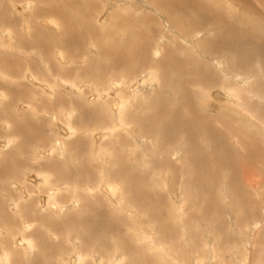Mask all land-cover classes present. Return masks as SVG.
I'll list each match as a JSON object with an SVG mask.
<instances>
[{"label":"rangeland","instance_id":"1","mask_svg":"<svg viewBox=\"0 0 264 264\" xmlns=\"http://www.w3.org/2000/svg\"><path fill=\"white\" fill-rule=\"evenodd\" d=\"M176 1L178 0H165L164 2L167 5L170 4V9H167L159 5L156 0H0V54L11 51L7 45L8 38L6 33L3 32L1 35V31L6 29L11 30V35L15 36V38L21 32L23 33L25 31V34L22 35L24 41L21 42L24 43V46L31 44L29 47H24L23 44L18 46L14 42L15 49L18 46L19 50L26 48L24 49L26 51L12 49L13 54L8 53V55L11 56L14 64L8 55L7 59L9 58L10 60L8 59L7 61L13 64L12 68H15H13L14 73L10 75L11 77H7L8 80H3L0 75V216L2 215L0 217V264L4 262L5 264H28L29 262H32L29 264H73L74 259L71 255L73 256L75 251L76 254H83L82 264H264V171H260V169L264 170L262 159H256L254 157V161L250 163V167L253 169L250 174L254 176H252V179L248 177L249 181L244 179L242 173L240 174L241 168L234 169V174L228 173L225 168H220L218 169L219 173H216L217 169L213 174L211 173L212 176L215 174L217 178L215 176L213 177L214 182L212 181L210 189L208 186H206V188L208 187L207 189L205 187L202 188L196 182V179L193 178L194 173L191 170L192 159H181L180 151L182 150L179 149V151L178 148L183 147L178 144V141H168L163 136L169 129L164 130L163 135L160 134L157 137L155 135L154 140L152 137L147 138L144 135H140L143 133V129H139L136 125L138 123V117H140L138 115L140 112L136 114V120H133L135 125L127 123V116L130 118V114L139 109L135 106L141 100H145L143 97L151 98L153 104L160 106L161 102L158 97L161 95L164 96V108L160 124L163 121L165 122V120L166 122L160 127H167L169 125L172 113H176V110L177 112L181 111L183 114L185 112L187 114V108L191 107L197 111L200 109L198 113H201L203 116H213V118L216 116V119H220L215 122L218 135L226 143L228 142L229 146L235 143L234 141L236 140L238 143L236 142L235 144L238 145L235 146V149L240 154L246 150L248 144H252L258 150L264 149V123L255 115L244 119L247 117L245 115H248L249 112L242 105L246 101L249 102L251 100V103H255V106L258 105L259 108L261 106V110L264 112V86L263 88L262 86L259 88L257 85L260 79H264V71H262V61H264V55L262 54V52L264 53V0H197L201 4L196 0H179L183 2L181 5H178ZM27 2L29 3V8L26 10L22 9ZM183 5H188V7L182 10L180 7ZM54 6L57 8H54ZM195 6H198L199 9L202 8L200 10L203 12L195 13ZM55 9L57 10L54 11ZM62 10L65 12L63 17L72 24L73 30L65 31V25L62 26L63 24L61 25L58 22L62 19L59 15ZM23 13H25L27 18L23 17ZM213 15H216L219 22H228L226 25L232 27L234 32L233 30L231 32L228 31L226 26L220 29L221 32H216L217 34L210 33L211 31L209 32L207 27L203 29L204 23L208 21L206 17L210 18ZM176 16L180 21L185 23V27L188 29L187 31L174 24L173 19ZM1 17L9 18L10 22H2ZM196 17H199V19ZM45 18L51 21L53 19L56 22H53L51 25L48 23L54 31L51 28L49 29V26H47L48 28L45 25V28L42 27V24L49 22ZM21 22L22 24L23 22L28 23L27 30H25L26 28L24 26H21ZM41 22L43 23L41 24ZM190 22L191 24L194 23L193 27L191 24V26L188 25ZM190 28L192 29L190 30ZM58 31L59 34L55 33ZM77 31L86 34H80L81 37L77 39ZM220 33H223L224 36L220 35ZM129 34H131L130 37ZM45 35L49 36L55 42L53 43L52 41V45L50 48L45 49L46 51L43 50V46L41 45L35 48V37L42 44ZM207 39L219 40L226 49L217 47L215 54L207 55L198 46V42ZM99 41L102 44L101 47H106V50H109L111 55H119L117 53L118 48L120 49L125 43H136L134 44V50L136 51H132L137 57L132 67L134 70L126 69V63H123L125 66L121 64L115 65L110 56L101 54L100 48L96 45ZM252 42L256 45L261 43L262 47L261 44L258 45L259 47L252 45ZM257 42L259 43L257 44ZM235 44L238 46L236 47ZM114 45L116 46L114 47ZM245 45L251 50H248L251 52L250 56L248 51L246 52L248 53L246 56H242L244 54L242 51L246 49ZM191 46L197 50H192ZM145 49V58L148 62L141 63V53H144ZM98 50H100L99 54ZM170 50L173 53H177V57L182 61L189 58H193L195 61L197 60L203 67L209 68V71L212 70L215 75V78L207 80V87L199 89L191 83L188 84V88H190L192 93L190 95V97L192 96L191 105L187 102V96L181 97L183 95L180 92L181 84L176 78H171L168 81V83L173 85L171 89L168 83L162 80L165 71H162L161 67L156 68L158 71L160 70L159 72L155 68L154 71L149 66L151 65L150 61H159L161 59L165 62L168 60L166 56ZM155 51L157 54L154 53ZM58 53L61 56H58ZM231 55L232 57H230ZM213 58L215 60H221L222 67L221 65L217 66L213 62ZM92 59L95 61H92ZM239 61H241L240 65H238ZM93 65L95 68H99V65L102 66L101 68L103 70L99 71L100 73L102 72V79L98 78V73L95 76L92 75L91 72L97 71ZM147 69L150 71L153 70L152 72H155L154 76L158 75L157 79L155 77L156 83H154V87L148 86L149 84L146 79L145 84L139 86L140 89L138 88L139 93L137 97L130 98V95L125 94L127 97L129 96L125 98L123 91H127V88H130L134 81H137L136 83L139 84L143 77L144 79L147 78L146 76L149 72ZM236 70L239 74L248 77V80L243 81L239 77H235ZM42 79L44 80L42 81ZM158 79L161 80L159 81ZM205 79H207V76ZM113 80H116L115 82L122 80L123 82V85L121 84L117 88L118 91L116 93V87L114 88L112 86ZM58 81L62 84L58 83ZM68 81L72 84L68 83ZM158 83L159 85L157 86ZM152 87L153 92L151 90ZM257 87L260 91L257 90ZM98 89L99 91L102 89V91L97 97L96 92ZM120 89L122 94L119 91ZM218 89L238 90L237 99L231 96L229 97V95L225 101L213 99L210 94L212 91ZM250 91L254 93H250ZM175 93L177 94L175 95ZM249 94L252 95L249 96ZM111 98L112 100L115 98L119 102L125 100L126 104L123 106L124 111H122L121 116H117L118 112H116L115 105H112L114 100L111 101ZM243 101L244 103H242ZM99 107L102 108L100 109ZM231 108H234L238 113L235 114ZM243 109H246V111ZM89 111L93 112L94 117L92 121ZM239 118L243 121L236 124ZM78 119L80 120L78 121ZM122 120L125 121V124ZM218 122L223 124L227 123L221 125ZM114 125L116 127H113ZM61 127L73 130H70L71 132L68 130V133L63 134L60 131ZM230 128H232V131L238 129L242 136L239 137L238 131L236 132V136ZM28 132L31 134V137ZM230 134L233 136H230ZM246 138L247 141L245 140ZM145 139H149L147 140L148 142ZM253 139L255 140L253 141ZM29 140H32L33 143L31 141L29 142ZM144 140L145 142H143ZM23 142L25 144L26 142L29 143L25 146ZM57 144L58 146H56ZM203 144L202 146L208 149L207 144ZM27 146L29 150H27ZM172 148H175L176 153ZM217 148L225 150L224 144L221 148L219 143ZM116 149L119 150L118 152H120L121 157L125 158L126 165L134 167L135 172L131 175L132 179H128V181L120 178V175L117 174V171L120 169L119 162L121 160L119 161L116 158ZM12 151L14 158L11 156ZM227 154L229 155V153ZM170 155H173L172 158ZM112 156H115L114 159L116 158V161L113 160L115 161L114 163ZM15 159L17 164H15ZM166 159L168 160L166 161ZM110 161L112 162L110 163ZM14 164L16 167H14ZM49 164L51 165L49 166ZM1 165L4 167H2V170ZM81 166L83 167L82 171ZM259 167L262 168L259 169ZM67 172L68 176L65 174ZM108 172H111L112 175ZM61 173L65 175L62 177L60 175L59 177ZM160 173L162 176H158ZM44 174L48 178L46 176L44 177ZM227 174L232 177L229 179ZM40 175L46 180L48 179V182L45 183L46 180L43 182V178ZM103 182L109 186L115 185L116 188L118 187L117 191L116 189L113 191L114 196L112 195V199L110 200L108 199L109 197L102 194L103 192L98 191L105 184ZM125 183H128V185ZM123 184L125 186L124 189L122 188L124 187ZM132 184L136 186H132ZM131 188H135L134 192ZM72 191L77 193L74 192L72 195ZM48 192H51L53 195L52 197H47V199L46 196H49ZM120 192H122L120 194L121 196L118 195ZM8 198L13 199L11 200L12 203L9 202L10 200H7ZM114 199L115 202L113 201ZM45 200L46 202L49 200L50 202L63 205L55 207V209L58 208L56 213L53 207L41 206L43 203H46ZM16 201H19V203ZM13 204H18V206H13ZM19 204L22 205L19 206ZM23 204L28 205L23 206ZM70 205L72 206L70 207ZM73 205L76 207H73ZM28 206L31 207L28 208ZM26 207L28 210L25 209L22 211V208ZM14 211H19L20 213H15ZM91 211L92 214L90 213ZM55 213L56 215L54 216ZM82 213L83 215L86 214L84 215L85 217H82ZM7 215L10 218L6 219ZM80 217H82L81 220ZM97 217L100 219L98 220ZM53 219L54 221L58 220V222L55 221L52 223ZM80 221H84V223H80ZM85 226L91 235H84ZM49 227H52L53 231ZM72 230L75 231L72 232ZM81 230H83L81 232L82 234L79 233ZM77 231L79 235H77ZM67 232L70 233V238H68ZM24 236L27 237L26 243L28 241L32 243L33 241L34 244L25 243V245L23 241L25 239ZM72 237L78 239H73ZM83 237H85V241L89 238L92 241L86 244L83 241ZM41 240L45 242L43 243ZM74 245L78 246L76 247ZM75 247L78 249L72 253L71 250H74ZM28 248L30 251H33L30 252L27 250ZM46 248L49 249L47 250ZM118 259L120 261H117Z\"/></svg>","mask_w":264,"mask_h":264},{"label":"bare ground","instance_id":"2","mask_svg":"<svg viewBox=\"0 0 264 264\" xmlns=\"http://www.w3.org/2000/svg\"><path fill=\"white\" fill-rule=\"evenodd\" d=\"M157 1V3L159 4V5H162V7L163 8H167V9H170V4H168L167 5V3H165L164 1L165 0H163V2H161V0H156ZM184 1H186V0H184ZM197 1V0H196ZM195 1V2H196ZM213 1V0H212ZM104 2V1H103ZM177 2V4L178 5H181V4H183V2H181V1H176ZM198 2V1H197ZM200 2V1H199ZM198 2V3H199ZM53 3V2H52ZM197 3V4H198ZM24 4V3H23ZM200 4H201V2H200ZM256 4V3H255ZM57 5V4H56ZM59 5V4H58ZM129 5V4H128ZM199 5V4H198ZM24 6V5H23ZM192 6H194V5H192ZM202 6V5H201ZM205 6V5H204ZM240 6V5H239ZM111 7V6H110ZM188 7V5H183L182 7H180V8H182V10H184L185 8H187ZM29 8V3L27 2V3H25V6L22 8V9H24V10H26V9H28ZM54 8H57V7H55L54 6ZM66 8V7H65ZM195 13H201V12H203L202 10H200V9H202V8H198V6H195ZM53 10V9H52ZM57 9H55L54 11H56ZM190 10V9H189ZM193 11H194V8H193ZM64 11L62 10V12L59 14L60 15V17L63 19V21H61L62 19H60V21H58L59 23H61V25L62 26H64L65 25V27H64V30L66 31H69V30H73V28H72V24L71 23H69L68 22V20L67 19H65V17H63V14H65V12L63 13ZM167 13V12H166ZM258 13H260V12H258ZM28 14V13H27ZM168 14V13H167ZM211 14V13H210ZM23 15V17L24 18H27L26 17V15H25V13H23L22 14ZM199 16V15H198ZM205 16H206V14H205ZM248 16V15H247ZM49 17H51V16H49ZM173 17V16H172ZM200 17V16H199ZM199 17H196V18H198L199 19ZM201 17H203V15H201ZM21 18V17H20ZM57 18V17H56ZM72 18V17H71ZM195 18V19H196ZM1 19H2V22H8L9 21V18H3V17H1ZM46 19V18H45ZM173 19V18H172ZM206 19L208 20L206 23H204V27H203V29H205V27H207V30L210 32V33H216V32H218V31H220V29H222V28H225L224 26H226V28H228L227 30L228 31H232L233 30V32H234V29L232 28V27H229L228 25H226L228 22H226L225 23V21L224 22H219V19L216 17V15H213V16H211L210 18L209 17H206ZM240 19V18H239ZM44 20V19H43ZM42 20V21H43ZM47 20V19H46ZM188 20H189V18H188ZM223 20V19H222ZM47 21H49V22H45L44 24H42L43 22H41V24H42V27L43 28H45L44 27V25L47 27V26H49V29L51 28V24H53V22L54 23H56L55 21H53V19H52V21L49 19V20H47ZM192 21V20H191ZM204 21V20H203ZM202 21V22H203ZM10 22V21H9ZM173 22H174V24L176 25V26H178L179 28H181V29H184V30H188L186 27H185V23L184 22H182V21H180L178 18H177V16L173 19ZM186 22H187V20H186ZM189 22V21H188ZM201 22V21H200ZM1 23V22H0ZM50 25H49V24ZM128 23V22H127ZM171 23V22H170ZM194 23H195V20H194ZM194 23H192L191 24V22L188 24V25H192V27H193V24ZM245 23V22H244ZM21 24H22V22H21ZM27 22H23V24L21 25V26H24L26 29L25 30H27ZM58 24V23H57ZM236 24V23H235ZM101 25V24H100ZM190 25V26H191ZM233 25V24H232ZM244 25V24H243ZM55 26V25H54ZM234 26V25H233ZM57 27V26H56ZM131 27V26H130ZM195 27V26H194ZM48 28V27H47ZM58 28V27H57ZM89 28V27H88ZM170 28V27H169ZM173 28V27H172ZM189 28V27H188ZM235 28V27H234ZM4 29V28H3ZM6 29V28H5ZM52 29V28H51ZM61 29V28H60ZM59 29V30H60ZM86 29V28H85ZM192 28H190V30H191ZM201 29V28H200ZM41 30H43L42 28H41ZM53 30V29H52ZM238 30H240V29H238ZM247 30V29H246ZM54 31V30H53ZM56 31H57V29H56ZM90 31H91V29H90ZM178 31V30H177ZM226 31V30H225ZM3 32H5L6 33V35H7V38H8V41H7V45H8V48L9 49H11V51H9L8 53L9 54H13V50L15 49V44H14V42H16L17 43V45L19 46H21L22 44H23V46H24V43H22L21 41H24L22 38V35H24L25 34V31L22 33H20V35H17L16 36V38H15V36H13V35H11V30H9V29H6V30H4V31H1V35H2V33ZM39 32H41V31H39ZM78 32V31H77ZM92 32V31H91ZM197 32V31H196ZM221 32V31H220ZM51 33V32H50ZM53 33V32H52ZM55 33H58L59 34V31L58 32H55ZM62 33V32H61ZM195 33V32H194ZM229 33V32H228ZM249 33V32H248ZM259 33V32H258ZM264 33V32H263ZM80 34H86V33H80V32H78V36H77V33H76V36H77V39H79V37H81V35ZM90 34V33H89ZM134 34V33H133ZM217 34V33H216ZM6 35H4V36H6ZM57 35V34H56ZM62 35V34H61ZM130 35L131 34H129V37H130ZM135 35H137V34H135ZM220 35H223L224 36V34L222 33H220ZM236 35V34H235ZM256 36H258L257 34H255ZM254 35V36H255ZM40 36V35H39ZM100 36V35H99ZM111 36V35H110ZM170 36V35H169ZM30 37H32V36H30ZM126 37H128V36H126ZM132 37V36H131ZM164 37V36H163ZM196 37V36H195ZM252 37V36H251ZM259 37V36H258ZM67 38V37H66ZM124 38H125V36H124ZM228 38V37H227ZM249 38V37H248ZM260 38V37H259ZM35 39H36V42H35V48L37 47L38 48V46H43V50H45V49H47L48 47L50 48V46L52 45V39L49 37V36H47V35H45L44 37H43V40H42V44L41 43H39V41H38V38L37 37H35ZM85 39V38H84ZM99 39V38H98ZM97 39V40H98ZM122 39V38H121ZM120 39V40H121ZM133 39V38H132ZM131 39V40H132ZM223 39V38H222ZM241 39H242V37H241ZM30 40V39H29ZM216 40H217V38H216ZM216 40H212V39H207V40H203V41H200V42H198V46L208 55V54H211V55H213V54H215L216 53V50H217V47L218 48H220V49H222V48H225L226 49V47L222 44V42L220 43V41L218 40V41H216ZM223 40H225V39H223ZM263 40V39H262ZM31 41V40H30ZM74 41V40H73ZM86 41V40H85ZM133 41V40H132ZM136 41V40H135ZM251 41V40H250ZM26 42V41H25ZM29 42V41H28ZM55 41H53V43H54ZM69 42V41H68ZM67 42V43H68ZM124 42V41H123ZM194 42V41H193ZM228 42V41H227ZM230 42V41H229ZM232 42V41H231ZM236 42V41H235ZM234 42V43H235ZM242 42V41H241ZM157 43V42H156ZM225 43V42H224ZM233 43V42H232ZM237 43V42H236ZM253 44L252 45H256V44H254V42H252ZM259 42H257V44H258ZM25 44H27V43H25ZM103 44H104V42H103ZM134 44H136V43H132V44H124L120 49L118 48V46H117V48H118V51H117V53H119V55L117 54H114V55H111L110 54V52H109V50H106V47H101V43H100V41H99V43L97 42V47L98 48H100V50H101V54H106V56L108 55V56H110L111 57V59H112V61H113V63L115 64V65H123V66H125V65H127V66H125L126 67V69H129V70H131V69H133L132 67H133V63H134V61H136L137 60V57H136V55L135 54H133L132 53V51H136V50H134ZM190 44V43H189ZM229 44H231V43H229ZM238 44V43H237ZM240 44V43H239ZM249 44V43H248ZM259 44H261V43H259ZM258 44V45H259ZM34 45V44H33ZM54 45V44H53ZM66 45V44H65ZM141 45V44H140ZM159 45V44H158ZM161 45V44H160ZM236 45V44H235ZM234 45V46H235ZM242 45V44H241ZM250 45V44H249ZM258 45H256V46H258ZM18 46H17V48L16 49H18ZM22 46V47H23ZM25 46H27V45H25ZM24 46V47H25ZM29 46H31V44L29 45ZM29 46H27V47H29ZM116 45H114V47H115ZM190 46V45H189ZM192 46H194L193 44H192ZM192 46H191V48H192ZM228 46V45H227ZM238 45H236V47H237ZM255 46V47H256ZM113 47V46H112ZM157 47H160V46H157ZM177 47V46H176ZM241 47V46H240ZM259 47V46H258ZM257 47V48H258ZM261 47H262V44H261ZM31 48V47H30ZM29 48V49H30ZM97 48V49H98ZM116 48V49H117ZM214 48H215V50H214ZM245 48L247 49H244L245 51H242V52H244V54H242V56L243 55H245L246 56V54H248V53H246L248 50H249V48H248V46H246L245 45ZM13 49V50H12ZM15 49V50H16ZM24 49H26V48H24ZM24 49H20V50H24ZM32 49V48H31ZM34 49V48H33ZM80 49V48H79ZM160 49H162V48H160ZM194 49V51L195 50H197L196 48H192V50ZM233 49V48H232ZM236 49V48H235ZM253 49H256V48H253ZM19 50V49H18ZM19 50V51H20ZM100 50H98V54H99V52H100ZM168 50V49H167ZM188 50V49H187ZM224 50V49H223ZM228 50H229V48H228ZM242 50V49H241ZM260 50V49H259ZM24 51H26V50H24ZM46 51V50H45ZM161 51V50H160ZM166 51V50H165ZM171 51V50H170ZM168 52V54H167V56H166V59H168V60H166L165 62L164 61H162L161 59L159 60V61H150V63H151V65H149L151 68H153V70H154V68L156 69H158V67L160 68L161 67V70L163 71H165V73H164V75H163V82H166V83H168V81L172 78H176V80L177 81H179L180 82V84H181V88H180V92H181V94H183L181 97H186L187 96V102L189 103V105H191V99H192V96L190 97V95H192V93H191V90H190V88H188V84L189 83H191L193 86H195L196 88H203V87H207L206 85L208 84V81L207 80H209V79H212V78H215V75H214V73L212 72V70L211 71H209V68L207 69V68H205V66L203 67L202 66V64H200V63H198V61L196 60H193V58H189V59H187V60H184V61H182L181 59H179L178 57H177V53H173L172 51L171 52ZM173 51H175V50H173ZM213 51V52H212ZM225 51V50H224ZM249 51H251V50H249ZM248 51V52H249ZM255 51H257V50H255ZM116 52V51H115ZM189 52V51H188ZM220 52V51H219ZM228 52V51H227ZM262 52V51H261ZM8 53H1L0 54V75H1V77H2V79L3 80H8V78L7 77H9L12 73H14L13 72V68H12V65L14 64V62L12 61V58H11V56H9L8 55ZM55 53V52H54ZM154 53H156V51L154 52ZM159 53V52H158ZM200 53V52H199ZM232 53V52H231ZM234 53V52H233ZM236 53H237V51H236ZM250 53L251 52H249V56H250ZM253 53V52H252ZM259 53V52H258ZM257 53V54H258ZM45 54V53H44ZM60 53H58V56H61V54L59 55ZM153 54V53H152ZM157 54V53H156ZM235 54V53H234ZM255 54V53H254ZM261 54V53H260ZM262 54L264 55V53L262 52ZM7 55L9 56V58L11 59V61L13 62V64H11V62L9 61H7L8 59H7ZM41 55V54H40ZM46 55V54H45ZM161 55V54H160ZM160 55H158V56H160ZM217 55V54H216ZM238 55H240V54H238ZM13 56V55H12ZM153 56H154V54H153ZM219 56V55H218ZM228 56H229V54H228ZM234 56V55H233ZM241 56V55H240ZM241 56V57H242ZM146 57V49L144 50V53H141V63L142 62H148V60L145 58ZM206 57V56H205ZM230 57H232V55L230 56ZM229 57V58H230ZM254 57V56H253ZM252 57V58H253ZM221 58V57H220ZM244 58V57H243ZM9 59V60H10ZM14 59H17V58H14ZM61 59H63L62 57H61ZM74 59V58H73ZM154 59V58H153ZM208 59V58H207ZM233 59V58H232ZM240 59V58H239ZM248 59V58H247ZM246 59V60H247ZM249 59H251V58H249ZM255 59H257V58H255ZM260 59H261V57H260ZM258 60V59H257ZM92 61H95V60H93L92 59ZM111 61V62H112ZM221 60H215V58H213V62L217 65V66H219V65H221V67H222V64H221V62H220ZM234 61H235V59H234ZM254 61V60H253ZM75 62V61H74ZM98 62V61H97ZM155 62H156V64H155ZM240 62L241 61H239V64L238 65H240ZM243 62H246V61H243ZM93 63V62H92ZM123 63H126L125 65L123 64ZM136 63V62H135ZM262 63L264 64V61H262ZM236 64V65H237ZM251 64V63H250ZM262 64V68H263V70L262 71H264V65ZM16 65V64H15ZM19 65V64H18ZM53 65V64H52ZM102 65V64H101ZM101 65H99V68H95L94 67V65H93V67L97 70V71H93V72H91L92 73V75L93 76H95V74L96 73H98L99 74V77H98V75H97V77L98 78H100V79H102V72L100 73L99 71H101V70H103V68H101L102 66ZM137 65V64H136ZM146 65V64H145ZM17 66V65H16ZM33 67H35L34 65H32ZM138 66V65H137ZM149 66H148V68H149ZM231 66V65H230ZM242 66V65H241ZM240 66V67H241ZM52 67V66H51ZM124 67V68H125ZM258 67V66H257ZM93 68V69H94ZM248 68V67H247ZM9 69H10V71H9ZM15 69V68H14ZM52 69V68H51ZM54 69V68H53ZM64 69V68H63ZM156 69V70H157ZM211 69V68H210ZM16 70H18V69H16ZM55 70V69H54ZM92 70V69H91ZM134 70V69H133ZM148 70V69H147ZM153 70H148L149 72L147 73V78H145L144 79V77L141 79V82H139V84L138 83H136L137 81H134L133 82V85L132 86H130V88H127V91H123V93H124V95L126 94V95H130V98H133V97H137V94L139 93V90H138V88H139V86L140 85H143V84H145V81H146V79H147V82H148V86H153L154 87V83H156V80H155V77H156V79H157V77H158V75L157 76H154V74H155V72L153 73L152 71ZM237 70H239V69H237ZM236 70V76L235 77H239V79L241 80H243V81H245V80H248V77H246L245 75H241V74H239V72ZM249 70V69H248ZM254 70V69H253ZM155 71V70H154ZM158 71V70H157ZM160 71V70H159ZM158 71V72H159ZM222 71V70H221ZM239 71H241V70H239ZM65 72V71H64ZM127 73V72H126ZM130 73V72H129ZM242 73V72H241ZM252 73V72H251ZM258 73V72H257ZM61 74V73H60ZM243 74V73H242ZM27 75V74H26ZM25 75V76H26ZM59 75V74H58ZM129 75V74H128ZM134 75V74H133ZM143 75V74H142ZM231 75V74H230ZM249 75V74H248ZM251 75V74H250ZM14 76V75H13ZM130 76V75H129ZM207 76V79H205V77ZM0 77V78H1ZM11 77V76H10ZM38 77V76H37ZM57 77V76H56ZM96 77V78H97ZM111 77H113V76H111ZM36 78V77H35ZM113 79H115V78H113ZM44 79H42V81H43ZM159 80V79H158ZM158 80H157V82H158ZM161 80V79H160ZM159 80V81H160ZM259 80V79H258ZM116 80H113V87L115 88L116 87V90H115V93H116V91H118V89L117 88H119V85H123V82H122V80L120 81V80H118L117 82H115ZM250 81V80H249ZM248 81V82H249ZM57 82V81H56ZM97 82V81H96ZM101 82V81H100ZM112 82V81H111ZM171 82H174V81H171ZM258 82V81H257ZM257 82H255V83H257ZM58 83H61V82H59L58 81ZM63 83H66V82H63ZM68 83H71L70 81H68ZM102 83V82H101ZM254 83V84H255ZM55 84V83H54ZM62 84V83H61ZM72 84V83H71ZM116 84H118V85H116ZM160 84H163V83H160ZM243 84H244V82H243ZM249 84V83H248ZM45 85V84H44ZM159 85V83L157 84V86ZM164 85V84H163ZM163 85H162V87H163ZM245 85V84H244ZM256 85V84H255ZM257 85H258V87L259 88H261V86H262V88H263V86H264V79H260V81L257 83ZM61 86V85H60ZM104 86V85H103ZM166 86V85H165ZM168 86H170L171 87V89L173 88V85L172 84H170V83H168ZM250 86H251V84H250ZM250 86H249V88H250ZM46 87V86H45ZM50 87V86H49ZM122 87V86H121ZM124 87V86H123ZM126 87V86H125ZM153 87L151 88V90L153 89ZM161 87V88H162ZM258 87H257V90H258ZM43 88H44V86H43ZM48 88V87H47ZM52 88V87H51ZM145 88V87H144ZM157 88V87H156ZM161 88H159V89H161ZM164 88V87H163ZM254 88V87H253ZM122 89V88H121ZM121 89L119 90L120 91V93H121ZM128 89H130V90H128ZM140 89V88H139ZM147 90H148V88H146ZM234 89V88H233ZM97 90V89H96ZM109 90V89H108ZM124 90V89H123ZM157 90V89H156ZM174 90V89H173ZM250 90V89H249ZM249 90H248V93H249ZM55 91V90H54ZM102 91V89L99 91V89H98V91L96 92L97 94V97H98V95H99V93ZM142 91L144 92V90L142 89ZM160 91V90H159ZM206 91V90H205ZM258 91H260V90H258ZM263 91H264V89H263ZM105 92V91H104ZM142 92V93H143ZM152 92H153V90H152ZM238 90H229V89H218V90H214V91H212V93L210 94L211 95V97L213 98V99H221V101H225V99L227 98V96L229 95V97L231 96L232 98H236V96L238 95ZM256 92V91H255ZM117 93H119V92H117ZM119 93V94H120ZM129 93V94H128ZM141 93V94H142ZM156 93H158V92H156ZM160 93V92H159ZM250 93H254L253 91H250ZM259 93V92H258ZM264 93V92H263ZM52 94V93H51ZM122 94V93H121ZM150 94H151V92H150ZM155 94V93H154ZM177 93H175V95H176ZM66 95V94H65ZM124 96L125 98L127 97V96ZM157 95H159V94H157ZM193 95H194V93H193ZM252 95V94H251ZM250 94H249V96H251ZM1 96H2V94H1ZM60 96V95H59ZM101 96V95H100ZM170 96V95H169ZM256 96V95H255ZM14 97V96H13ZM96 97V98H97ZM105 97V96H104ZM129 97V96H128ZM127 97V98H128ZM151 97V96H150ZM163 97L164 96H159L158 97V99H159V101L161 102L160 103V106L158 105H155V104H153L152 103V101L153 100H151V98H148V100H147V98L146 97H143V99H145V100H141L135 107L136 108H139L137 111H134L133 113H131L130 114V118L127 116V123L128 124H131V125H135V120H136V114H138V112H140V114H138L140 117H138V120H137V127H139V129L140 128H142L143 129V133H141L140 135H144V136H146L147 138L148 137H152V138H154V136L156 135V137L158 136V135H160V134H162L163 135V131L165 130L166 131V129H169L168 130V132H170V133H166L165 135H163V136H165V139L166 140H168V141H178V144H180L181 145V147H183V148H178V150L179 149H181L182 151H180L181 152V155L180 156H182V158L181 159H183V160H188V159H192V162H191V170L193 171L192 173H194L193 174V178L194 179H196V182H198L199 183V185H200V187H202V188H206V186H208L209 187V189H210V186H211V183H212V181H213V177L215 176V174H214V176H212L211 175V173L213 174L214 173V171L217 169V171H216V173L218 172L219 173V171H218V169H220V168H225V170L228 172V173H235V170L234 169H236V168H241V170H240V174L242 173L243 175V177H244V179L247 181H249V179H248V177L250 178V179H252L253 177L252 176H254V175H251L250 173H252V170L253 169H251V167H250V163H252L254 160V157L256 158V159H262V162L264 163V149H256V148H254V146H252V144L250 145V144H248V142H250V141H248L247 142V146H246V143H245V146H246V150H244V152L243 153H239L238 151H236L237 149H235V146H237L235 143L237 142L236 140L234 141L235 143H233L231 146H229L228 145V142L226 143L225 141H224V139L222 138V137H220L219 135H218V129H217V126L215 125V122L217 121V120H220V119H216L215 117L216 116H214V118H213V116H203L201 113L199 114L198 113V111L200 110H196V109H194V108H191V107H189V108H187V114H186V112L183 114L181 111H178L177 112V110H176V113H172V117H171V120H170V122H169V125L167 126V127H165V126H163V127H160V126H162V124L163 123H165L166 122V120H165V122L163 121V123L162 124H160V122H161V117H162V113H163V108H164V101H163ZM167 97V96H166ZM165 97V98H166ZM180 97V96H179ZM180 97V98H181ZM2 98V97H1ZM177 98H178V96H177ZM208 98V97H207ZM239 98V97H238ZM248 98V97H247ZM58 99V98H57ZM237 99V98H236ZM250 99V98H249ZM114 100V101H113ZM112 100V98H111V101H113L114 103H112V105H115V107H116V112H118V115L117 116H121V114H122V111H124L123 110V106L126 104L125 103V100H123V101H117V100H115V98ZM119 100V99H118ZM156 100V99H155ZM182 100V99H181ZM228 100V99H227ZM247 100V99H246ZM157 101V100H156ZM175 101V100H174ZM183 101V100H182ZM231 101V100H230ZM236 101V100H235ZM72 102V101H71ZM177 102V101H176ZM233 102V101H232ZM242 103H244V101L242 102ZM260 103V102H259ZM32 104V103H31ZM168 104V103H167ZM225 104V103H224ZM234 104V103H233ZM170 106H171V104H169ZM180 105V104H179ZM238 105V104H237ZM240 105H241V103H240ZM243 105V107L244 108H247V111L249 112V114L248 115H245V116H247L246 118H244V119H247V118H250V117H252L253 115H255L258 119H260L261 121H262V123H264V112H263V110H261V106H260V108L258 107V105L257 106H255V103H251V100H249V102L248 101H246L245 102V104H242ZM241 105V106H242ZM246 105V106H245ZM4 106V105H3ZM74 106V105H73ZM175 106V105H174ZM235 106H236V104H235ZM64 107V106H63ZM77 107V106H76ZM81 107V106H80ZM79 107V108H80ZM114 107V106H113ZM133 107H134V105H133ZM132 107V108H133ZM166 107V106H165ZM172 107H173V105H172ZM183 107H185V106H183ZM196 107V106H195ZM239 107V106H238ZM237 107V108H238ZM100 108V107H99ZM102 108V107H101ZM100 108V109H101ZM105 108H107V107H105ZM169 108V107H168ZM171 108V107H170ZM240 108V107H239ZM96 109V108H95ZM94 109V110H95ZM179 109V108H178ZM184 109V108H183ZM233 111H234V113L235 114H237L238 112L237 111H235L234 110V108H231ZM231 109H229V110H231ZM79 110V109H78ZM81 110H82V108H81ZM89 110H90V108H89ZM236 110H238V109H236ZM244 111H246V109H243ZM34 111H36V110H34ZM174 111V110H173ZM214 111V110H213ZM232 111V112H233ZM79 112H81V111H79ZM95 112H96V110H95ZM247 112V113H248ZM89 113H90V116L92 117L91 118V121H92V119H93V112L92 111H89ZM97 113V112H96ZM124 113V112H123ZM128 113V112H127ZM233 113V114H234ZM124 114H126V113H124ZM168 114H169V112H168ZM186 114V115H185ZM214 114V113H213ZM87 115V114H86ZM165 115V114H164ZM170 115V114H169ZM215 115V114H214ZM10 116V115H9ZM124 116H126V115H124ZM142 116V117H141ZM167 116V115H166ZM78 117V116H77ZM81 117H83V116H81ZM231 117V116H230ZM235 117V116H234ZM87 118V117H86ZM126 118V117H125ZM124 118V119H125ZM88 119V118H87ZM95 119V118H94ZM163 119V118H162ZM166 119V118H165ZM73 120V119H72ZM80 119H78V121H79ZM119 120H120V122H121V119H120V117H119ZM134 120V121H133ZM167 120H168V118H167ZM223 120V119H222ZM236 120V119H235ZM234 120V121H235ZM241 119L239 118L238 120H237V122H236V124L239 122H242L243 120H241ZM18 121V120H17ZM94 121V120H93ZM123 121V123L125 124V121L124 120H122ZM224 121V120H223ZM231 121V120H230ZM253 121V120H252ZM255 121V120H254ZM261 121H259V122H261ZM15 122V121H14ZM85 122V121H84ZM221 122V121H220ZM66 123V122H65ZM72 123V122H71ZM227 123V122H226ZM225 123V124H226ZM230 123V122H229ZM231 123H232V121H231ZM254 123V122H253ZM31 124V123H30ZM75 124H77V123H75ZM218 124H223V123H219L218 122ZM217 124V125H218ZM225 124H223V125H225ZM244 124H246V123H244ZM72 125V124H71ZM82 125V124H81ZM113 125V124H112ZM123 125V124H122ZM166 125V124H165ZM240 125V124H239ZM67 126H69V125H67ZM66 126V127H67ZM80 126V125H79ZM82 126H84V125H82ZM227 126V125H226ZM225 126V127H226ZM242 126V125H241ZM17 127H18V125H17ZM60 127V126H59ZM70 127V126H69ZM113 127H116L115 125L113 126ZM228 127V126H227ZM230 127H231V125H230ZM257 127V126H256ZM14 128H15V126H14ZM25 128V127H24ZM243 128V127H242ZM247 128H248V126H247ZM12 129V128H11ZM23 129V128H22ZM61 130L60 131H62V133L64 134V133H68V130L70 131V130H73V129H67V128H60ZM129 129V128H128ZM142 129H141V132H142ZM232 128H230V130H231ZM244 129V128H243ZM263 129V128H262ZM13 130V129H12ZM19 130V129H18ZM21 130V129H20ZM26 130H28V129H26ZM133 130H134V127H133ZM225 130H226V128H225ZM230 130H228V131H230ZM118 131V130H117ZM121 131V130H120ZM139 131V130H138ZM232 131V130H231ZM238 131V132H237ZM16 132V131H15ZM19 132V131H18ZM17 132V133H18ZM24 132H27V131H24ZM71 132V131H70ZM133 132V131H132ZM137 132V131H136ZM140 132V131H139ZM226 132V131H225ZM232 132H234V134H236V132L237 133H239V130L238 129H234V131H232ZM231 132V133H232ZM20 133V132H19ZM29 133V132H28ZM138 133V132H137ZM227 133V132H226ZM16 134V133H15ZM21 134V133H20ZM30 134V133H29ZM28 134V135H29ZM38 134V133H37ZM111 134V133H110ZM114 134V133H113ZM225 134V133H224ZM228 134V133H227ZM226 134V136H228ZM241 133H239L238 135H239V137L240 136H242V135H240ZM97 135V134H96ZM103 135V134H102ZM223 135V134H222ZM232 134H230V136H231ZM7 136V135H6ZM5 136V137H6ZM21 136V135H20ZM27 136V135H26ZM34 136V135H33ZM76 136V135H75ZM100 136V135H99ZM110 136V135H109ZM136 136H137V134H136ZM233 136V135H232ZM235 136V135H234ZM236 136H237V134H236ZM8 137H9V135H8ZM8 137H7V139H8ZM30 137H31V134H30ZM29 137V138H30ZM64 137V136H63ZM141 137V136H140ZM161 137V136H160ZM229 137V136H228ZM245 137V136H244ZM14 138V137H13ZM27 138H28V136H27ZM33 138V137H32ZM31 138V139H32ZM141 138H143V137H141ZM151 138V139H152ZM238 138V137H237ZM237 138H234V139H237ZM254 138H256V137H254ZM10 139V138H9ZM135 139V138H134ZM162 139V138H161ZM165 139H163V140H165ZM226 139V138H225ZM229 139V138H228ZM241 139V138H240ZM13 140V139H12ZM34 140V139H33ZM121 140V139H120ZM142 140V139H141ZM146 140V139H145ZM145 140L143 141V142H145ZM147 140H149V139H147ZM146 140V141H147ZM154 140H155V138H154ZM154 140H153V142H154ZM156 140H158V138H156ZM246 141H247V138L245 139ZM255 139H253V141H254ZM3 141V140H2ZM32 142V140H29V142ZM125 141V140H124ZM160 141V140H159ZM232 141V142H233ZM10 142V141H9ZM29 142H26V144H25V146L27 145V143H29ZM73 142V141H72ZM76 142H77V140H76ZM148 142V141H147ZM158 142V141H157ZM225 142V143H224ZM33 143V142H32ZM56 143V142H55ZM74 143V142H73ZM136 143V142H135ZM204 143V144H203ZM205 143L207 144V147H208V149L207 148H205L204 146H202V144L203 145H205ZM220 143V147L222 148V145L224 144V149L225 150H221V149H219V148H217V146H218V144ZM238 143V142H237ZM3 144V143H2ZM8 144H10V143H8ZM24 144H23V146H24ZM38 144V143H37ZM69 144V143H68ZM150 144V143H149ZM174 144V143H173ZM176 144V143H175ZM242 144H243V141H242ZM4 145H5V143H4ZM31 145V144H30ZM71 145H74V144H71ZM255 145V144H254ZM1 146V145H0ZM10 146V145H9ZM56 146H58V144L56 145ZM76 146V145H75ZM74 146V147H75ZM104 146V145H103ZM150 146V145H149ZM148 146V147H149ZM170 146H172V145H170ZM175 146V145H174ZM242 147H244L243 145H241ZM72 147V146H71ZM73 147V148H74ZM77 147V146H76ZM144 147V146H143ZM3 148V147H2ZM5 148V147H4ZM56 148V147H55ZM59 148V147H58ZM70 148V147H69ZM140 148V147H139ZM153 148V147H152ZM226 148H227V150H226ZM245 148V147H244ZM262 148V147H261ZM60 149V148H59ZM75 149H77V148H75ZM160 149H162V148H160ZM173 149V148H172ZM175 149V148H174ZM173 149V151H175ZM256 149V150H255ZM1 150V149H0ZM3 150V149H2ZM27 150H29V148H28V146H27ZM45 150V149H44ZM63 150V149H62ZM150 150H151V148H150ZM164 150V149H163ZM167 150V149H166ZM233 150H235V151H233ZM22 151V150H21ZM119 150L118 149H116V151H115V155H116V158H117V160H121L119 163H120V169L117 171V174H119L120 175V178H124V180H126V181H128V179L130 180V179H132L131 178V175L132 174H134V167H131V165L130 166H128V165H126V160H125V158L124 157H121V155L119 154L120 152H118ZM123 151V150H122ZM121 151V152H122ZM160 151V150H159ZM145 152H147V151H145ZM179 152V153H180ZM229 153V155L227 154V153ZM22 153V152H21ZM61 153V152H60ZM158 153V152H157ZM165 153V152H164ZM175 153H176V151H175ZM141 154V153H140ZM146 154V153H145ZM171 154V153H170ZM15 155H17V154H15ZM14 155V156H15ZM38 155V154H37ZM64 155V154H63ZM74 155V154H73ZM113 155V154H112ZM123 155V154H122ZM163 155H165V154H163ZM9 156V155H8ZM11 156L13 157V151H12V154H11ZM136 156V155H135ZM171 156V158H172V156L173 155H170ZM175 156V155H174ZM6 157V156H5ZM4 157V158H5ZM10 157V156H9ZM115 157V156H114ZM114 157L112 156V161L113 160H115L116 161V158L114 159ZM133 157V156H132ZM163 157V156H162ZM193 157H194V159H193ZM3 158V159H4ZM14 158V157H13ZM12 158V159H13ZM18 158V157H17ZM34 158V157H33ZM136 158V157H135ZM170 158V159H171ZM161 159V158H160ZM5 160H6V158H5ZM70 160V159H69ZM153 160V159H152ZM168 159H166V161H167ZM175 160H177V159H175ZM14 161V160H13ZM15 161H16V159H15ZM14 161V162H15ZM112 161H110V163L112 162ZM115 161H113V163L115 162ZM7 162V161H6ZM11 162V161H10ZM20 162V161H19ZM57 162V161H56ZM158 162V161H157ZM165 162V161H164ZM163 162V163H164ZM173 162V161H172ZM179 162H180V160H179ZM11 163H13V162H11ZM60 163V162H59ZM68 163V162H67ZM102 163H103V161H102ZM159 163H162V162H159ZM177 163V162H176ZM196 163V164H195ZM259 163V162H258ZM2 164V163H1ZM15 164H17V161H16V163ZM15 164H14V167H16L15 166ZM21 164V163H20ZM101 164V163H100ZM104 164V163H103ZM134 164V163H133ZM153 164V163H152ZM255 164V163H254ZM257 164V163H256ZM51 164H49V166H50ZM54 165H55V161H54ZM57 165V164H56ZM65 165V164H64ZM114 165H116V164H114ZM160 165V164H159ZM176 165V164H175ZM7 166V165H6ZM9 166H10V164H9ZM12 166V165H11ZM32 166V165H31ZM72 166V165H71ZM132 166H134V165H132ZM144 166V165H143ZM2 165H1V170H2ZM82 167V166H81ZM4 168V167H3ZM6 168V167H5ZM85 168V167H84ZM102 168H103V166H102ZM113 168V167H112ZM118 168V167H117ZM171 168V167H170ZM188 168V167H187ZM260 168H262V167H259V169ZM21 169V168H20ZM46 169V168H45ZM54 169V168H53ZM82 169H83V167L81 168V171H82ZM107 169V168H106ZM105 169V170H106ZM4 170V169H3ZM16 170V169H15ZM101 170V169H100ZM108 170H110L109 168H108ZM113 170V169H112ZM115 170H117V169H115ZM161 170V169H160ZM179 170V169H178ZM247 170H249V171H247ZM6 171V170H5ZM4 171V172H5ZM12 171H14V170H12ZM58 171V170H57ZM64 171V170H63ZM111 171V170H110ZM225 171V172H226ZM260 171L261 172H263L264 170H262V169H260ZM18 172V171H17ZM23 172H25V171H23ZM54 172V171H53ZM56 172V171H55ZM65 172V171H64ZM63 172V173H64ZM69 172V171H68ZM68 172L67 173H65V174H67V176H68ZM112 172V171H111ZM110 172V173H111ZM113 172H114V170H113ZM151 172V171H150ZM226 172V173H227ZM7 173V172H6ZM58 173V172H57ZM63 173H61V174H59V177H60V175H61V177L63 176V175H65V174H63ZM109 173V172H108ZM109 173V174H110ZM146 173V172H145ZM149 173V172H148ZM163 173V172H162ZM174 173V172H173ZM48 174V173H47ZM90 174V173H89ZM144 174V173H143ZM153 174H155V173H153ZM165 174V173H164ZM187 174V173H186ZM88 175V174H87ZM91 175V174H90ZM111 175H112V173H111ZM136 175V174H135ZM138 175H140V174H138ZM149 175V174H148ZM158 175V174H157ZM228 175V174H227ZM3 176V175H2ZM41 176V175H40ZM44 177L46 176L45 174L43 175ZM69 176H70V174H69ZM89 176V175H88ZM158 176H162V174L160 173V175H158ZM229 176V175H228ZM42 177V176H41ZM44 177H42L43 178V182L46 180ZM56 177V176H55ZM108 177V176H107ZM113 177V176H112ZM142 177H143V175H142ZM146 177H147V175H146ZM149 177V176H148ZM155 177V176H154ZM165 177H167V176H165ZM164 177V178H165ZM230 177H232V176H229V179H230ZM46 178H48V176H46ZM116 178V177H115ZM115 178H114V180H115ZM145 178V177H144ZM152 178V177H151ZM161 178V177H160ZM171 178V177H170ZM215 178H217L216 176H215ZM215 178H214V180H215ZM219 178V177H218ZM149 179V178H148ZM154 179V178H153ZM153 179H150V180H153ZM157 179H159V178H157ZM166 179V178H165ZM164 179V180H165ZM177 179H179V178H177ZM232 179V178H231ZM48 180V179H47ZM45 181V183L46 182H48V181ZM59 180H60V178H59ZM89 180V179H88ZM121 180H123V179H121ZM141 180V179H140ZM164 180H161V181H164ZM168 180H169V178H168ZM188 180V179H187ZM142 181V180H141ZM140 181V182H141ZM158 181V180H157ZM12 182V181H11ZM14 182V181H13ZM67 182V181H66ZM76 182V181H75ZM75 182H74V184H75ZM153 182V181H152ZM159 182V181H158ZM165 182V181H164ZM214 182V181H213ZM216 182V181H215ZM3 183H6V182H3ZM9 183V182H8ZM105 182H103V184H104ZM111 183V182H110ZM136 183V182H135ZM150 183H151V181H150ZM149 183V184H150ZM167 183H168V181H167ZM16 184V183H15ZM67 184V183H66ZM70 184V183H69ZM68 184V185H69ZM77 184V183H76ZM113 184V183H112ZM126 184V183H125ZM147 184V183H146ZM67 185V186H68ZM102 185V184H101ZM111 185V184H110ZM126 185H128V183L126 184ZM139 185V184H138ZM198 185V186H199ZM17 186V185H16ZM123 186H124V184H123ZM132 186H136V185H133L132 184ZM190 186V185H189ZM4 187V186H3ZM18 187V186H17ZM120 187H122V186H120ZM127 187H129V186H127ZM207 187V188H208ZM23 188V187H22ZM123 189L125 188V186L124 187H122ZM121 188V190H123ZM130 188V187H129ZM141 188H142V186H141ZM140 188V189H141ZM144 188V187H143ZM201 188V189H202ZM206 188V189H207ZM7 189V188H6ZM14 189H16V188H14ZM23 189H25V188H23ZM72 189V188H71ZM87 189V188H86ZM116 189V191L118 190V187L116 188L115 187V185L113 186V185H111V186H109L107 183H105L103 186H101L100 188H99V190L98 191H101V193L103 194V195H105V196H107V197H109L108 199L110 200V199H112V195H113V191ZM127 189V188H126ZM125 189V190H126ZM132 189V191L134 192V190H135V188L133 189V188H131ZM145 189V188H144ZM8 190V189H7ZM18 190V189H17ZM16 190V191H17ZM19 190H21L20 188H19ZM66 190V189H65ZM128 190V189H127ZM146 190V189H145ZM144 190V191H145ZM87 191H89V190H87ZM120 191V190H119ZM42 192V191H41ZM75 191H72V195H73V193H74ZM123 192V191H122ZM122 192H120L118 195H120ZM126 192V191H125ZM141 192V191H140ZM35 193V192H34ZM33 193V194H34ZM54 193V192H53ZM75 193H77V192H75ZM81 193V192H80ZM100 193V192H99ZM101 193H100V195H101ZM71 194V193H70ZM126 194H128L127 192H126ZM130 194H132V193H130ZM135 194V193H134ZM138 194V193H137ZM48 195L49 196H46V198L47 197H52V193L51 192H48ZM79 195H81V194H79ZM139 195V194H138ZM137 195V196H138ZM141 195H142V193H141ZM19 196V195H18ZM17 196V197H18ZM30 196V195H29ZM40 196V195H39ZM55 196V195H54ZM75 196V195H74ZM93 197H94V195H92ZM96 196V195H95ZM114 196V195H113ZM121 196V195H120ZM9 197H11V196H9ZM73 197V196H72ZM79 197H81V196H79ZM122 197H123V194H122ZM129 197V196H128ZM132 197V196H131ZM14 198V197H13ZM21 198V197H20ZM54 198V197H53ZM76 198V197H75ZM84 198H85V196H84ZM98 198V197H97ZM142 198V197H141ZM149 198H151V197H149ZM32 199V198H31ZM40 199V198H39ZM48 199V198H47ZM51 199V198H50ZM49 199V200H50ZM72 199V198H71ZM107 199V200H108ZM122 199V198H121ZM125 199H126V197H125ZM128 199V198H127ZM132 199V198H131ZM136 199V198H135ZM9 202H11V200H13V199H11V198H8L7 199ZM49 200H47V202H46V200H45V202L46 203H43L41 206L42 207H53L54 209H55V207L57 206L58 207V205L59 204H56V203H53V202H50ZM55 200H56V198H55ZM141 200V199H140ZM145 200V199H144ZM151 200V199H150ZM2 201V200H1ZM6 201V200H5ZM51 201H52V199H51ZM71 201V200H70ZM114 202H115V199L113 200ZM118 201V200H117ZM116 201V202H117ZM123 201H124V199H123ZM122 201V202H123ZM132 201V200H131ZM138 201V200H137ZM149 201V200H148ZM3 202V201H2ZM7 202V201H6ZM15 202V201H14ZM17 202V201H16ZM55 202V201H54ZM87 202H89V201H87ZM100 202V201H99ZM110 202V201H109ZM112 202V201H111ZM121 202V203H122ZM127 202H129V201H127ZM12 203V202H11ZM17 203H19V201L17 202ZM30 203V202H29ZM35 203V202H34ZM100 203H102V202H100ZM125 203V202H124ZM149 203V202H148ZM147 203V204H148ZM7 204V203H6ZM108 204V203H107ZM111 204V203H110ZM116 204V203H115ZM136 204H138L137 202H136ZM143 204V203H142ZM149 204H151V203H149ZM18 206V204H13V206ZM22 205V204H21ZM20 204H19V206H21ZM28 204H23V206H27ZM61 205V204H60ZM59 205V206H60ZM63 205V204H62ZM61 205V206H62ZM78 205V204H77ZM86 205H87V203H86ZM122 205V204H121ZM132 205V204H131ZM144 205V204H143ZM72 205H70V207H71ZM75 205H73V207H74ZM118 206H120V205H118ZM140 206V205H139ZM8 207V206H7ZM29 207H31V206H28V208ZM76 207V206H75ZM124 207V206H123ZM127 207V206H126ZM134 207V206H133ZM2 208H3V206H2ZM14 208V207H13ZM18 208V207H17ZM52 208V209H53ZM120 208V207H119ZM118 208V209H119ZM127 208H129V207H127ZM145 208V207H144ZM3 209H5V208H3ZM11 209V208H10ZM25 209H27V207L26 208H22V211H24ZM58 209V208H57ZM57 209H55L56 210V213H57ZM73 209H75V208H73ZM125 209V208H124ZM137 209V208H136ZM6 210V209H5ZM13 210V209H12ZM17 210V209H16ZM28 210V209H27ZM33 210V209H32ZM51 210V209H50ZM60 210V209H59ZM88 210V209H87ZM94 210V209H93ZM120 210V209H119ZM126 210V209H125ZM8 211V210H7ZM34 211V210H33ZM54 211V210H53ZM64 211V210H63ZM90 211V210H89ZM88 211V212H89ZM97 211V210H96ZM15 212V211H14ZM37 212V211H36ZM58 212H61V211H58ZM73 212V211H72ZM83 212V211H82ZM100 212V211H99ZM128 212H129V210H128ZM155 212V211H154ZM1 213V212H0ZM15 213H20L19 211L18 212H15ZM56 213L54 214V216L56 215ZM85 213V212H84ZM91 214H92V211L90 212ZM130 213V212H129ZM128 213V214H129ZM7 214V213H6ZM28 214H29V212H28ZM33 214V213H32ZM31 214V215H32ZM40 214V213H39ZM80 214V213H79ZM95 214V213H94ZM104 214V213H103ZM9 215H11V214H9ZM36 215V214H35ZM34 215V216H35ZM60 215V214H59ZM84 215H86V214H84ZM83 215V213H82V217L84 216ZM2 216V215H1ZM0 216V217H1ZM12 216H13V214H12ZM40 216H41V214H40ZM44 216V215H43ZM68 216V215H67ZM92 216V215H91ZM31 217V216H30ZM82 217H80V220L82 219ZM85 217V216H84ZM8 218H10L8 215L6 216V219H8ZM37 218V217H36ZM48 218V217H47ZM55 218V217H54ZM64 218H66V217H64ZM64 218H62V219H64ZM98 218V217H97ZM100 218H101V216H100ZM100 218H98V220L100 219ZM103 218V217H102ZM105 218H107V217H105ZM15 219V218H14ZM21 219V218H20ZM30 219H33V218H30ZM42 219V218H41ZM40 219V220H41ZM61 219V220H62ZM68 219V218H67ZM1 220V219H0ZM18 220V219H17ZM23 220V219H22ZM51 220V219H50ZM103 220V219H102ZM49 221V220H48ZM56 221V220H55ZM54 221V219H53V222L52 223H54L55 222ZM68 221V220H67ZM56 222H58V220L56 221ZM72 222V221H71ZM81 222H83L84 223V221H80V223ZM105 222V221H104ZM112 222V221H111ZM40 223V222H39ZM64 223H67V222H64ZM86 223V222H85ZM114 223V222H113ZM112 223V224H113ZM1 224H3L2 222H1ZM26 224V223H25ZM24 224V225H25ZM33 224V223H32ZM45 224H46V222H45ZM44 224V225H45ZM69 224V223H68ZM68 224H67V226H68ZM78 224V223H77ZM118 224V223H117ZM124 224V223H123ZM27 225V224H26ZM29 225V224H28ZM53 225V224H52ZM73 225V224H72ZM71 225V227H73ZM83 226H84V224H82ZM81 225V226H82ZM86 226H87V224H85ZM95 225V224H94ZM86 226H85V233H84V235H91V234H89V232H88V229L86 230ZM23 227V226H22ZM45 227V226H44ZM68 227H70V226H68ZM119 227V226H118ZM25 228H27V227H25ZM50 228V227H49ZM75 228V227H74ZM73 228V229H74ZM106 228H108V227H106ZM120 228V227H119ZM118 228V229H119ZM10 229V228H9ZM50 229H52V227L50 228ZM1 230V229H0ZM79 230H80V228H79ZM106 230V229H105ZM116 230V229H115ZM13 231H15V230H13ZM39 231V230H38ZM49 231H51V230H49ZM52 231H53V229H52ZM56 231V230H55ZM71 231V230H70ZM73 231H75V230H72V232ZM83 230H81L79 233H81ZM11 233H12V231H11ZM50 233V232H49ZM68 233V232H67ZM77 233V235H79L78 234V231L76 232ZM94 233H96V232H94ZM82 234V233H81ZM80 234V235H81ZM52 235H56V234H52ZM70 235V233H68V236ZM76 235V234H75ZM75 235H73V236H75ZM150 235V234H149ZM8 236V235H7ZM10 236V235H9ZM41 236V235H40ZM51 236V235H50ZM123 236V235H122ZM151 236V235H150ZM24 237H25V239H24ZM23 237V241H24V244L26 243V239H27V237L26 236H24ZM100 237V236H99ZM120 237V236H119ZM28 238H30V237H28ZM68 238H70V236L68 237ZM67 238V239H68ZM73 239L75 238V237H72ZM84 238V240L83 241H85V237H83ZM88 238V237H87ZM105 238V237H104ZM39 239V238H38ZM73 239H72V241H73ZM75 239H78V238H75ZM81 238H79V240H80ZM17 240H19V239H17ZM31 240V239H30ZM71 240V239H70ZM115 240V239H114ZM22 241V242H23ZM42 241V240H41ZM78 241V240H77ZM81 241H82V239H81ZM81 241H79V242H81ZM92 240H91V238H89V239H87L86 241H85V243L86 244H88V243H90ZM5 242V241H4ZM17 242V241H16ZM15 242V243H16ZM43 243L45 242V241H42ZM74 242V241H73ZM118 242V241H117ZM121 242V241H120ZM146 242V241H145ZM150 242V241H149ZM18 243H20L19 241H18ZM27 243H31L30 241H28ZM26 243V244H27ZM32 243H33V241H32ZM31 243V244H32ZM82 243V242H81ZM93 243V242H92ZM17 244V243H16ZM25 244V245H26ZM28 244V245H29ZM34 244V243H33ZM101 244V243H100ZM61 245V244H60ZM102 245H103V243H102ZM21 246V245H20ZM24 246V245H23ZM32 246V245H31ZM74 246H78V245H74ZM87 246V245H86ZM118 246V245H117ZM3 247V246H2ZM65 247V246H64ZM74 248V250H71L72 251V253L76 250V249H78V248ZM59 248V247H58ZM61 248V247H60ZM81 248V247H80ZM96 248V247H95ZM95 248H93L94 250H95ZM30 249H32V248H30ZM33 249H35V248H33ZM47 249V248H46ZM49 249V248H48ZM47 249V250H48ZM53 249V248H52ZM97 250H99L98 248H96ZM155 249H156V247H155ZM3 250V249H2ZM27 250H29V248L27 249ZM152 250V249H151ZM3 251H5V250H3ZM2 251V252H3ZM30 251V250H29ZM28 251V252H29ZM31 251H33V250H31ZM30 251V252H31ZM45 251V250H44ZM166 251V250H165ZM22 252V251H21ZM26 252V251H25ZM27 252V253H28ZM85 252V251H84ZM95 252V251H94ZM167 252V251H166ZM4 253V252H3ZM6 253V252H5ZM23 253V252H22ZM75 254H73V256L71 255V257L74 259L73 260V264H82V260H83V254H81V253H77L76 254V251L74 252ZM83 253V252H82ZM97 253V252H96ZM85 254V253H84ZM100 254V253H99ZM3 255V254H2ZM1 255V256H2ZM10 255H11V253H10ZM45 255V254H44ZM85 255H87V254H85ZM88 255H90V254H88ZM101 255V254H100ZM140 256V255H139ZM13 257V256H12ZM35 257V256H34ZM85 257V256H84ZM101 257H102V255H101ZM14 258V257H13ZM32 258V257H31ZM58 259H59V257H58ZM99 259H100V257H99ZM120 259V258H119ZM117 260V261H120V260ZM28 260V259H27ZM30 260V259H29ZM36 260V259H35ZM69 260H70V258H69ZM135 260V259H134ZM5 261V260H4ZM31 261V260H30ZM3 262V261H2ZM10 262V261H9ZM15 262V261H14ZM19 262V261H18ZM29 262V261H28ZM38 262V261H37ZM29 263H32V262H29ZM28 263V264H29ZM3 264H5V262L3 263ZM17 264V263H16ZM22 264H24V263H22ZM64 264V263H63ZM66 264V263H65Z\"/></svg>","mask_w":264,"mask_h":264}]
</instances>
